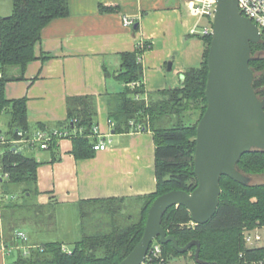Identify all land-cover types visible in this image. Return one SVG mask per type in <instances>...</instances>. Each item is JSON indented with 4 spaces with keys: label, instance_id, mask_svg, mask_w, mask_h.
Returning <instances> with one entry per match:
<instances>
[{
    "label": "trees",
    "instance_id": "trees-1",
    "mask_svg": "<svg viewBox=\"0 0 264 264\" xmlns=\"http://www.w3.org/2000/svg\"><path fill=\"white\" fill-rule=\"evenodd\" d=\"M68 10V0H12L10 15L0 17V116L7 115L5 128L0 132L11 139L19 140V131L25 136L30 135L27 99L5 98V83L24 78L27 64L37 58L35 47L41 41L44 25L57 17L67 16ZM201 37L205 47L202 62L198 67L184 70L181 86L145 92L143 65L138 60L147 47L145 43L137 45L134 51L120 53V66L116 71L104 68L106 76H113L123 83L121 90L108 96V115L113 122V130L129 131L140 125V129L147 128L153 133L156 191L136 198L142 204L137 219L125 225L112 223L106 231L84 234L69 250L63 249L64 244L59 240L43 242L30 248L28 254L19 252L11 264H119L141 238L151 202L171 190L189 192L195 188V131L207 106L204 91L211 34ZM261 37L264 38V32ZM250 45L252 60L249 66L254 73L252 85L258 97L264 98V57L254 54L264 48V44L253 42ZM66 109L67 117L57 125V129L72 138L71 151L75 158H90L95 152L93 145L98 141L94 131L97 123L95 99L91 95L67 97ZM194 114L198 118H193ZM57 141L56 138L50 141L45 150L55 155ZM13 146L12 143L6 144V150L0 156L1 192L14 197L20 191L19 195L25 201L27 197L36 195L39 162L24 148L15 149ZM237 166L243 173H263L264 150L245 152ZM219 184L218 207L205 224L187 227L185 224L189 223L191 216L183 205L169 207L162 215V226L174 235L177 244L184 246L192 240L200 243L199 260L194 257L195 245L186 252L177 253L172 244L166 243L163 251L167 258L190 253L189 257L196 264H251L252 260H261L264 264V246L246 247L243 241L245 228L264 225V182L243 185L222 175ZM14 187L20 190L16 191ZM92 202L96 205L125 201L107 198ZM6 205L5 209H8L19 204L8 202ZM13 215L11 218L4 216V219L10 225L14 223L15 235L17 222Z\"/></svg>",
    "mask_w": 264,
    "mask_h": 264
},
{
    "label": "crops",
    "instance_id": "crops-1",
    "mask_svg": "<svg viewBox=\"0 0 264 264\" xmlns=\"http://www.w3.org/2000/svg\"><path fill=\"white\" fill-rule=\"evenodd\" d=\"M68 2L67 16L44 25L41 41L35 47L37 58L27 64L24 78L5 83V98L27 99V123L32 135L39 129L58 128L67 117V97L91 95L97 111L95 136L98 141H109L103 151L79 159L71 151L69 136L57 141L55 155L50 150L19 145L39 162L35 205L40 210L51 204L78 209L92 206L95 199L134 202L156 191L153 133L147 128L113 130L108 96L121 90L123 83L106 76L104 68L116 71L120 66L119 54L134 51L141 42L147 45L141 54L145 92L181 86L184 70L202 62L205 47L200 29L208 20L194 12L195 0ZM11 6L12 0H0V17L10 15ZM124 18L134 24L125 25ZM167 62L171 63L170 70ZM6 118L5 113L0 116L1 130ZM0 134L5 140L0 142L1 156L6 144H15V140L4 132ZM1 190L0 182V264H11L19 252L24 254V247H38L43 240L21 220L20 226L15 224L16 229L24 231L28 238L21 241L14 235L13 225L4 216L17 217V207L5 209L14 200ZM259 246H264V241Z\"/></svg>",
    "mask_w": 264,
    "mask_h": 264
},
{
    "label": "water",
    "instance_id": "water-1",
    "mask_svg": "<svg viewBox=\"0 0 264 264\" xmlns=\"http://www.w3.org/2000/svg\"><path fill=\"white\" fill-rule=\"evenodd\" d=\"M212 19L204 91L207 106L195 131L193 174L197 185L189 192L175 189L162 193L151 202L141 238L119 264H140L155 238L162 245L172 244L177 253L195 245L194 257L199 260L200 243L177 244L161 224L163 213L183 205L195 223L205 224L220 201V177L249 183L250 176L239 171L237 163L245 152L264 150V98L258 97L252 85L254 73L249 66L250 44L260 41L261 32L240 13L237 0H217ZM167 63L170 70L171 63Z\"/></svg>",
    "mask_w": 264,
    "mask_h": 264
},
{
    "label": "rangeland",
    "instance_id": "rangeland-1",
    "mask_svg": "<svg viewBox=\"0 0 264 264\" xmlns=\"http://www.w3.org/2000/svg\"><path fill=\"white\" fill-rule=\"evenodd\" d=\"M259 42L264 44V38L261 37ZM254 54L264 57V48L256 51ZM193 118L196 119L198 117L194 114ZM243 174L247 173L244 172ZM247 175L250 176L251 183H258L260 180H264V172ZM14 188L16 191L20 190L17 187ZM19 193L15 194L14 197L12 196V198L10 196V199L14 200L13 203L19 204L16 208L18 214L15 217V223L18 222V225H16L20 226L22 223L19 224V221H24L23 224L27 223L29 231L32 232L34 230L38 232L43 242L55 239L63 242L65 247H71L84 234L106 231L112 223L125 225L135 221L142 205L139 200L114 204L84 205L78 209L69 206H64L63 208L51 204L50 206L44 207V210H40L36 208L35 195L27 197L24 201ZM12 224L14 225V223ZM23 226L24 228L27 227L26 225ZM189 254L170 256L169 264H196L194 259L189 257Z\"/></svg>",
    "mask_w": 264,
    "mask_h": 264
},
{
    "label": "built area",
    "instance_id": "built-area-1",
    "mask_svg": "<svg viewBox=\"0 0 264 264\" xmlns=\"http://www.w3.org/2000/svg\"><path fill=\"white\" fill-rule=\"evenodd\" d=\"M217 0H195L194 12L200 17L207 19V24L200 29V33L203 35L211 34L212 28V17L216 9ZM239 4L240 13L250 18L258 27L259 31L264 32V0H237ZM123 23L125 25H132L134 22L129 18H124ZM141 46V42L138 43ZM138 60L141 61V56H138ZM1 75V73H0ZM133 123V121H131ZM113 124V122H111ZM141 126L138 125L136 129L140 130ZM96 132V128L94 129ZM19 140H15L14 148H20L21 144H25L28 147H38L39 149H47L50 141L53 139H61L65 136V132L58 129L52 130H36L32 135L25 136L22 131H19ZM109 140H99L93 145L95 151H103L107 147ZM0 142H5L3 136L0 134ZM20 145V146H19ZM192 219L189 223L185 225L191 227L196 225ZM15 236L21 241L27 240L26 233L21 230L15 232ZM243 241L246 247H260L259 245L264 241V225H256L253 228H245L243 230ZM63 249H65L63 247ZM69 250V249H65ZM24 254H28L30 251V246H26L23 249ZM143 261L140 264H169V258H167L165 252L163 251V245L158 241V239H153L150 242V247L146 252ZM261 260H252L251 264H262Z\"/></svg>",
    "mask_w": 264,
    "mask_h": 264
}]
</instances>
